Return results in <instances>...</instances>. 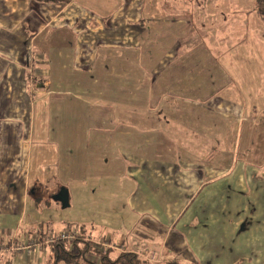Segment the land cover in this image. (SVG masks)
<instances>
[{
  "label": "crops",
  "instance_id": "1",
  "mask_svg": "<svg viewBox=\"0 0 264 264\" xmlns=\"http://www.w3.org/2000/svg\"><path fill=\"white\" fill-rule=\"evenodd\" d=\"M154 1L145 12V0H0V218L14 214V182L35 197L61 175L53 132L69 122L48 131L42 101L57 117L66 93L119 100L134 111L82 122L90 137L101 124V165L131 176L132 232L90 239L156 262L264 264V73L246 43L185 47L187 22Z\"/></svg>",
  "mask_w": 264,
  "mask_h": 264
},
{
  "label": "rangeland",
  "instance_id": "2",
  "mask_svg": "<svg viewBox=\"0 0 264 264\" xmlns=\"http://www.w3.org/2000/svg\"><path fill=\"white\" fill-rule=\"evenodd\" d=\"M151 1L145 0V12L152 7ZM121 2L122 0H119V6ZM159 3L164 5L160 7L159 4L158 8L168 10L166 12L174 20L179 16L187 22L185 47L205 46L217 54L226 52L230 45L238 46L237 44L246 43L264 73V21L256 11V0H160ZM115 6V0H108L107 7L114 10ZM74 95V93H66L65 100H62L63 106L57 109V117H54V107L50 109L55 104V100L50 97L42 101L46 106L45 126L48 127V131L55 126V119L58 121L63 118L69 122L66 129L63 126L61 131L57 130V134L53 132V139L61 154V175L59 174L58 178H50L46 175L40 189L31 188L36 198L32 195L24 198L17 183L14 182L13 200L11 199L7 204V211L12 210L14 214H6L0 218V256L10 257L14 264H47L50 247L37 250L32 248L40 224L49 234H58L68 226L74 229L84 225L97 239L101 235L112 236L114 232L120 234L118 235L120 238L129 239L126 233L128 232L130 236L132 232L134 212L128 193L132 183L131 176L126 174L123 179L120 172L101 165V142L94 140L97 134H100L101 124L93 125L90 137L89 125L82 121L86 115L95 116V114L97 118L105 114L112 117H126L134 109L122 106V101L119 100L109 103L105 101L106 108H104L102 100L87 99L86 103H83L75 100ZM124 95L131 96V93L127 92ZM118 96L124 97L122 93ZM38 106H41L40 100L35 105L37 120L41 114V108ZM49 109L53 112L47 113ZM262 125L264 128V124ZM116 126L117 124L114 125ZM37 128L38 123L35 124V137H37ZM51 134L52 132L46 137ZM90 143L93 144V150L91 149L90 152H93L94 156L89 157L84 145ZM32 173L35 174L33 171ZM93 175H97L98 180L94 177L88 179ZM60 184L66 185L71 191L70 206L67 208H63L61 202L53 199V195L61 189ZM57 189L58 191H55ZM23 208L25 213L20 214L19 210ZM27 222H29L28 226ZM113 236L117 239V235ZM10 242L14 246L20 245L19 247L32 246L31 251L30 253L27 250L5 252L3 249L9 246ZM24 254L29 255V260H20V256ZM59 264L68 263L60 261Z\"/></svg>",
  "mask_w": 264,
  "mask_h": 264
},
{
  "label": "trees",
  "instance_id": "3",
  "mask_svg": "<svg viewBox=\"0 0 264 264\" xmlns=\"http://www.w3.org/2000/svg\"><path fill=\"white\" fill-rule=\"evenodd\" d=\"M35 1L41 3H62L69 0ZM256 11L264 21V0H256ZM76 229L78 232L71 241L56 240L42 245L50 247V256L47 259V264H59L60 261H65L68 264H181L179 257L156 262L132 250L118 251L117 254H114L116 250L113 247L103 249L100 244L91 240L84 225L74 229L68 226L64 230L76 231ZM48 234L44 226L40 224L36 237L44 242ZM0 264H14V262L10 257L2 255L0 256Z\"/></svg>",
  "mask_w": 264,
  "mask_h": 264
},
{
  "label": "built area",
  "instance_id": "4",
  "mask_svg": "<svg viewBox=\"0 0 264 264\" xmlns=\"http://www.w3.org/2000/svg\"><path fill=\"white\" fill-rule=\"evenodd\" d=\"M77 229L76 231H66V230H62L60 231L58 234H48L47 237L45 238L44 242L39 240L38 237H35L34 241H33V247L32 246H22V247H17V250H27L30 253V247L32 248H36L39 246H42L44 243H51L54 242L56 240H67V241H71L74 239V237L77 234ZM95 242V241H94ZM97 244H100L102 246L103 249H107L109 247H113L116 248L118 247V243H112L110 241H103V242H95Z\"/></svg>",
  "mask_w": 264,
  "mask_h": 264
},
{
  "label": "water",
  "instance_id": "5",
  "mask_svg": "<svg viewBox=\"0 0 264 264\" xmlns=\"http://www.w3.org/2000/svg\"><path fill=\"white\" fill-rule=\"evenodd\" d=\"M53 199L61 202L63 208L70 206L69 190L65 187H62L57 193H55Z\"/></svg>",
  "mask_w": 264,
  "mask_h": 264
}]
</instances>
